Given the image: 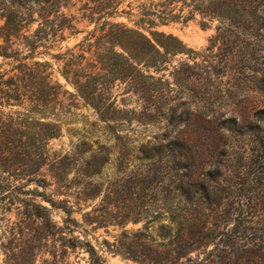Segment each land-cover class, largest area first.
Listing matches in <instances>:
<instances>
[{"label": "trees", "instance_id": "trees-1", "mask_svg": "<svg viewBox=\"0 0 264 264\" xmlns=\"http://www.w3.org/2000/svg\"><path fill=\"white\" fill-rule=\"evenodd\" d=\"M67 1L72 0H0V39L4 43L0 57L6 65L15 64L10 73L16 71L11 76L0 71V206L5 211L15 207L43 221L54 211L62 212L64 230L71 235L78 227L73 210L66 200L58 199L61 193L51 191L52 184L40 174L47 160V142L59 136L57 125L41 121L47 116L45 102L49 97L59 102L68 92L51 81L48 63L36 60L50 55L55 44L64 41L65 31L75 30L71 18L60 11ZM154 1L156 10L146 14L152 19L142 23L148 34L143 27L108 21L118 13L120 0H90L93 6L86 2L83 11L94 26L84 37L86 45L81 42L64 52L58 47L59 52L51 56L63 63L61 75L75 96L95 111L107 129L131 122L155 125L159 119H167L172 128L157 137L151 148L142 147L143 155L138 158L147 164L137 177L162 185L165 193L158 215L172 228L163 237H169L173 246L156 253L154 264H179L209 244L213 258L236 263L233 254L238 242L248 250L246 254L254 251L256 258L264 257V108L258 114L248 111L242 122L235 116L222 120L214 110L220 102L217 84L222 77L239 91L260 69V59L264 65V0ZM46 14H53V19ZM195 15L204 22L219 23L205 50L207 55L199 62L197 54L175 36L150 30L156 22L186 23ZM32 23L37 26L30 31ZM12 39L21 40L23 50H8L5 45ZM183 55L192 63L172 66V59ZM166 72L171 82L163 80ZM116 83L126 85L125 94L139 96L142 107L135 111L119 106L113 95ZM255 86L264 107V75ZM24 99L33 105L30 116L18 120L5 114L4 108L18 106ZM191 117L210 126L214 134L174 133L181 124L189 126ZM235 136L247 137L251 148L231 156L222 185V171L203 174L201 161L210 166L214 151L231 146ZM27 185L34 188L25 189ZM78 242L64 246L75 249ZM91 259L92 264H103L99 257Z\"/></svg>", "mask_w": 264, "mask_h": 264}, {"label": "rangeland", "instance_id": "rangeland-1", "mask_svg": "<svg viewBox=\"0 0 264 264\" xmlns=\"http://www.w3.org/2000/svg\"><path fill=\"white\" fill-rule=\"evenodd\" d=\"M120 1L118 13L108 21L123 23L127 27H143L141 30L148 34L147 27L142 23L152 19L146 14L156 10L152 6L155 1ZM86 2L89 6L94 5L90 0L66 2L60 11L71 18L75 30L65 31L64 41L55 44L56 48L53 47L48 52L50 55L36 59L48 63L47 72L50 73L51 81L59 83L68 92L59 98V102H52L50 97L45 102L47 116L41 121L57 125L59 136L47 142V160L40 174L52 184L51 191L61 193L58 199L68 202L78 227L74 233L68 234L64 230L62 212L54 211L43 221L33 220L15 207L5 211L0 206V264H92L91 256L99 257L103 264H154L152 259L156 258V253L173 246L169 237H163L172 228L168 220L161 219L158 215L160 200L165 193L162 185L137 177L147 164L146 161H138L143 155L142 147L151 148L157 137L172 129L168 126L167 119H159L155 125L131 122L114 125L113 130L107 129L105 123L99 121L95 111L75 96L73 87L61 75L63 63L51 56L59 52L58 47H62L61 52H64L66 47L72 49L81 42L86 45L84 37L94 27L86 18L88 13L83 11ZM46 16L53 19V14ZM2 24L3 21L0 20V26ZM36 26L37 23H32L28 29L33 31ZM218 26L217 21L204 22L195 15L186 23L156 22L150 30L175 36L197 54L196 61L199 62L201 56L207 55L205 50ZM0 45H4L1 39ZM5 47L8 50H23L21 40L12 39L11 44ZM261 55L264 56V49ZM262 60H259L260 69L254 73V77L240 85L239 91L233 88L227 77H222L217 84L220 102L214 106L216 117L221 116L225 120L235 116L242 122L248 111L253 110L252 114H258L264 108L263 98L255 86L256 81L264 75ZM185 62L192 63L185 55L175 56L171 61L172 66L176 67ZM0 64H3L0 71H6L10 76L16 73H10L14 63L6 65L0 57ZM168 72L163 80L171 82ZM125 88V84H115L113 95L116 103L137 111L143 105L141 98L125 94ZM32 106L24 99L20 105L4 108L3 111L14 119L21 120L29 115ZM211 117L209 115L206 119ZM176 132H186L193 136L206 133L208 137L214 134L210 126L196 121L194 117H191L189 126L181 124L175 128L174 133ZM223 140L224 138L221 141ZM230 141L233 143L231 146L214 151L210 166L203 160L200 166L203 174L209 170L222 171L219 179V184L222 185L230 171L231 156L247 153L251 148L247 137L235 136ZM205 155L207 154L204 153ZM166 185L167 182L164 187ZM33 188V185L25 187L29 190ZM167 194L171 196L172 190L168 189ZM43 204L48 206L47 203ZM247 227L255 228V225L249 224ZM74 240L79 241L75 249L64 246L66 242ZM238 245L233 254V258L237 259L236 263L225 264H264V257L260 255L256 258L254 251L253 254H246L248 250L239 242ZM211 250L213 245L209 244L206 249H200L181 259L179 264H224L210 255Z\"/></svg>", "mask_w": 264, "mask_h": 264}]
</instances>
